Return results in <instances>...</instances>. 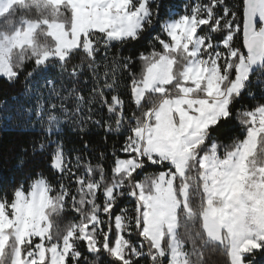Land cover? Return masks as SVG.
I'll return each instance as SVG.
<instances>
[{
  "label": "snow or ice",
  "instance_id": "obj_1",
  "mask_svg": "<svg viewBox=\"0 0 264 264\" xmlns=\"http://www.w3.org/2000/svg\"><path fill=\"white\" fill-rule=\"evenodd\" d=\"M22 75L42 135L0 187V264L264 254V0H0V79Z\"/></svg>",
  "mask_w": 264,
  "mask_h": 264
},
{
  "label": "trees",
  "instance_id": "obj_2",
  "mask_svg": "<svg viewBox=\"0 0 264 264\" xmlns=\"http://www.w3.org/2000/svg\"><path fill=\"white\" fill-rule=\"evenodd\" d=\"M187 2L188 0H163L165 5L172 4L178 8ZM146 43L147 40L134 45L133 48L125 47L122 53L135 55L138 51L146 50ZM31 67V64L27 65L28 69ZM35 102V97L29 96L24 90L23 75L17 84H9L6 80L0 79V187L11 188L23 178L21 170L17 167L18 160L23 157L25 149H30L33 140L42 135L31 128V122L35 120V116L34 113L29 116L28 110L35 107ZM56 102L58 103V101ZM245 102L247 103V101ZM74 127L75 125H67L64 128L69 140V147L74 145L77 148H82L84 141H89L92 145L97 146L104 143L103 129L92 127V131L81 138L78 133L73 131ZM217 135L222 141L228 142L231 137L239 135V128L235 123L226 125ZM122 142V137L114 135L107 137L109 147L114 143L119 147ZM109 159L111 160V157ZM84 254L90 260L95 259L87 253L86 249ZM105 259H107L106 256H101V261ZM206 259L208 264H224L225 258L219 253H215L207 256ZM254 264H264V254L257 253Z\"/></svg>",
  "mask_w": 264,
  "mask_h": 264
}]
</instances>
